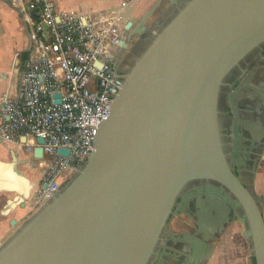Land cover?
Returning a JSON list of instances; mask_svg holds the SVG:
<instances>
[{
    "label": "water",
    "instance_id": "water-1",
    "mask_svg": "<svg viewBox=\"0 0 264 264\" xmlns=\"http://www.w3.org/2000/svg\"><path fill=\"white\" fill-rule=\"evenodd\" d=\"M164 1L156 0L135 25L127 22L122 46L133 37L145 46L94 136L92 153L0 242V264H208L218 238L236 222L255 264H264V196L243 174L247 169L255 179L264 156V79L256 87L230 82L264 44V0H186L155 31L148 20ZM37 141L39 161L44 140ZM12 161L21 174L18 155ZM197 180L208 181V196L192 218L196 229L185 231L190 223L180 219L174 231L171 219L184 214L186 190Z\"/></svg>",
    "mask_w": 264,
    "mask_h": 264
},
{
    "label": "built area",
    "instance_id": "built-area-1",
    "mask_svg": "<svg viewBox=\"0 0 264 264\" xmlns=\"http://www.w3.org/2000/svg\"><path fill=\"white\" fill-rule=\"evenodd\" d=\"M140 1L123 0L111 13H78L58 10L53 0H20L34 47L19 92L4 100L0 140L32 157L37 140H44L39 208L92 153L94 136L125 81L112 63L126 34L124 12Z\"/></svg>",
    "mask_w": 264,
    "mask_h": 264
},
{
    "label": "crops",
    "instance_id": "crops-1",
    "mask_svg": "<svg viewBox=\"0 0 264 264\" xmlns=\"http://www.w3.org/2000/svg\"><path fill=\"white\" fill-rule=\"evenodd\" d=\"M58 10L78 13H111L116 11L123 0H53ZM155 0H141L132 5L125 12L126 20H133L135 16L141 17ZM33 28L29 23L25 7L20 0H0V123L2 121V104L6 96L19 92L23 72L33 54ZM19 156L26 154L20 166H30L31 173L26 174L33 182L30 195L24 202L7 209L8 202L18 194H8L0 191V242L6 241L15 231L38 210L36 194L43 176L44 167L36 162L31 155L25 153L24 148L7 144L0 140V162L5 164L12 161V152ZM11 157V160L8 159ZM22 159V158H21ZM20 168V167H19ZM39 171L38 174L35 172ZM251 185L257 195L264 196V156L260 162L256 178ZM28 203V204H27ZM264 215V204H262ZM15 219L17 225H11ZM244 227L241 223H232L221 237L218 238L217 248L208 264H255L251 255L248 241L243 236Z\"/></svg>",
    "mask_w": 264,
    "mask_h": 264
},
{
    "label": "flooded vegetation",
    "instance_id": "flooded-vegetation-1",
    "mask_svg": "<svg viewBox=\"0 0 264 264\" xmlns=\"http://www.w3.org/2000/svg\"><path fill=\"white\" fill-rule=\"evenodd\" d=\"M165 1L168 2V6L166 7V9L162 8L160 10L162 12H159L160 13L159 19L152 25L155 28V30L159 29L162 24L166 23L177 11L178 6L186 0H178L176 3H172L170 0H165ZM139 19L140 18L132 20L134 22V25L138 22ZM127 37H128V34L126 33L123 41H125ZM144 44L145 42L138 41V37H133L131 42L128 44L127 48H124L123 46H121L120 50L114 53L112 63L116 71L119 74H121L123 77H126L127 74L130 72V70L132 69L134 62L136 61L137 57L139 56V54L141 53L142 49L145 46ZM261 79H264V44L261 46V48L254 51L244 62H242V67L234 71V73L232 74L230 78V82L233 83L234 81L238 80L240 81V83L242 82L244 83V85H246V81H249L248 85H250L251 87H256V82ZM230 110H231V106H230V103H228L227 111L229 113L228 115L230 116L226 117L227 127H230V124H231L230 117L233 116ZM229 133H231L230 129H229ZM234 139L236 140L235 136L229 137L227 138V141L230 143ZM237 145L239 147L242 145L245 146V143L243 144L240 142L239 144L237 143ZM255 152L256 154L261 153L262 147L256 145ZM243 174H244V180L248 184H251V179L249 177L251 172L248 171L247 169H243ZM207 184H208V181L206 180H197L189 184L186 190L187 197H188V205L186 206L184 204L186 207V211L184 212V214H181V217L174 216L171 219L170 226L175 229L174 231H180V227L177 226V224L182 222L180 219H183L186 222L190 223V224L185 223L184 225L185 231H189V232L195 231L196 226L195 224H193L192 218L199 211L198 204L199 202H201L200 199L205 200L206 197L208 196L206 189H204L207 186ZM215 185L216 187H219L217 183ZM200 188H203V191H200ZM181 201H182V197L178 199V203H180ZM221 201L224 202L226 205L230 206L233 203L232 202L233 198L230 197L229 200H225L224 195H222ZM214 236H215L214 237L215 239L216 235Z\"/></svg>",
    "mask_w": 264,
    "mask_h": 264
},
{
    "label": "bare ground",
    "instance_id": "bare-ground-1",
    "mask_svg": "<svg viewBox=\"0 0 264 264\" xmlns=\"http://www.w3.org/2000/svg\"><path fill=\"white\" fill-rule=\"evenodd\" d=\"M13 153L17 156V153L15 151H13L12 154ZM17 169L21 172V174H18L16 171H14L13 161L9 162V164L0 163V189L17 191L18 194L22 195H18L16 198L8 202V210L10 208H13L18 203L24 202L25 199L30 195V192L34 185L33 180L30 179L25 173H23L19 169V166H17Z\"/></svg>",
    "mask_w": 264,
    "mask_h": 264
},
{
    "label": "rangeland",
    "instance_id": "rangeland-1",
    "mask_svg": "<svg viewBox=\"0 0 264 264\" xmlns=\"http://www.w3.org/2000/svg\"><path fill=\"white\" fill-rule=\"evenodd\" d=\"M156 1V0H155ZM168 6V2H164V4H163V6H162V8H164V9H166V7ZM161 8V9H162ZM160 9V10H161ZM158 11L156 14H154L149 20H148V25H153L158 19H159V12H162V11ZM135 19H138L139 18V15L138 16H135L134 17ZM127 21H129V20H127ZM155 31H157V30H155ZM26 153V152H25ZM25 157H26V154H22V155H20L19 156V160L20 161H23V159H25ZM22 158V159H21ZM8 159H10L11 160V157H9ZM36 162H39L38 160L36 161ZM20 168V170L23 172V173H25V174H29V173H31V168L32 167H30L29 165L28 166H19ZM38 172L39 171H36L35 173L36 174H38ZM29 177V176H28ZM73 177V176H72ZM30 178V177H29ZM31 179V178H30ZM65 183V182H64ZM8 194H14V193H16V192H7Z\"/></svg>",
    "mask_w": 264,
    "mask_h": 264
}]
</instances>
